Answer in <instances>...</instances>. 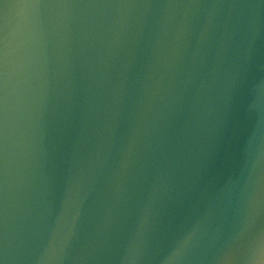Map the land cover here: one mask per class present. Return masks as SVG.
<instances>
[{"label": "water", "instance_id": "95a60500", "mask_svg": "<svg viewBox=\"0 0 264 264\" xmlns=\"http://www.w3.org/2000/svg\"><path fill=\"white\" fill-rule=\"evenodd\" d=\"M4 3L0 237L7 222L10 254L38 255L63 213L62 226L75 218L63 264H120L147 190L166 182L150 250L198 223L191 264L264 260L259 0ZM189 177L195 191L178 195Z\"/></svg>", "mask_w": 264, "mask_h": 264}, {"label": "clouds", "instance_id": "9594fccd", "mask_svg": "<svg viewBox=\"0 0 264 264\" xmlns=\"http://www.w3.org/2000/svg\"><path fill=\"white\" fill-rule=\"evenodd\" d=\"M225 48L226 44L223 40H221L217 55H219L220 51ZM236 70L239 71V67H237ZM130 155V152H126L124 154L125 168L127 167V161ZM195 188V177H189L186 179L178 195L180 193H192L195 191ZM125 190V185L122 182H117L114 189L116 195H120ZM167 190L168 188L166 182L160 185L154 183L147 190L146 200L137 224L133 229L132 234L129 236L124 254L119 257L120 264H191V262L195 259L192 253L198 239V223L187 227L177 228L172 233L167 246L163 250H160L159 248L149 249L148 241L145 238L149 218L158 195L160 192ZM69 191H71V189H69ZM76 215H79L78 207ZM62 218L63 213L56 217L42 251H40V253L35 257L10 254L7 222H5L3 250L6 264H10V262H15L21 259H31L34 261V264H63V261L68 258V250L72 238L75 235V218H73L70 225L63 226L61 224ZM78 259L97 260L113 259V257L84 256L79 257ZM258 264H264V260L258 261Z\"/></svg>", "mask_w": 264, "mask_h": 264}, {"label": "snow or ice", "instance_id": "6c2138e0", "mask_svg": "<svg viewBox=\"0 0 264 264\" xmlns=\"http://www.w3.org/2000/svg\"><path fill=\"white\" fill-rule=\"evenodd\" d=\"M260 5H264V0H259ZM0 4L3 5L4 8L8 7V4L4 3V0H0ZM17 6L27 7V6H40L39 4L29 3L20 4ZM5 83H6V71H5V61L3 57L2 51H0V190H2L3 186V141H4V133H5V105H6V96H5ZM4 240L0 237V264H6V259L4 256Z\"/></svg>", "mask_w": 264, "mask_h": 264}]
</instances>
